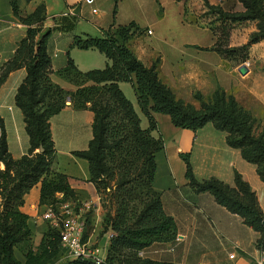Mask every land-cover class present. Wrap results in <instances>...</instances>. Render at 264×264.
Wrapping results in <instances>:
<instances>
[{
    "label": "trees",
    "instance_id": "16d2710c",
    "mask_svg": "<svg viewBox=\"0 0 264 264\" xmlns=\"http://www.w3.org/2000/svg\"><path fill=\"white\" fill-rule=\"evenodd\" d=\"M182 1V0H178ZM187 0L186 16L195 15L194 24L218 35L210 50L234 63L249 59L250 47L264 40V0H239L244 12H226L208 0ZM15 17L28 27L26 37L19 43L15 56L1 71L0 86L19 69L27 77L16 95V105L24 114L30 138L28 155L14 160L9 152L3 122L0 137V264H95L90 259H71L62 245L60 228L48 223L39 246L33 243L29 216L22 212L25 196L38 184L40 204L58 209L62 204L76 201L68 177L52 169L56 155L51 120L61 114L71 100L77 111L94 113L93 139L86 151L74 152L90 165L91 182L97 192L112 191L115 216L105 218L104 234L113 233L103 264H170L144 259L143 250L156 243H173L178 227L163 206L162 196L153 189L157 173L156 154L164 150L162 137L155 138L158 129L155 114L167 115L179 129L197 132L208 124L227 134V145L240 150L248 163L257 167L264 182V127L242 108L234 96L217 90L210 98L200 93L195 99L200 109L179 100L162 82L158 62L144 65L131 48L132 40L144 33L137 24L120 26L115 23L102 31V37L75 36L67 53V65L58 76L77 89L64 90L53 83L52 59L48 40L54 31L71 32L75 20L63 19L59 25L44 30L45 7L27 17L20 15L13 3ZM257 23L258 32L246 44L230 47L232 32ZM98 51L109 61L105 69L82 72L70 57V51ZM131 84L141 112L149 126L143 129L131 101L119 84ZM186 164V179L197 194H210L215 202L231 214L239 216L244 225L258 233L255 246L264 252V212L257 194L238 172L234 186L216 178L199 181L194 174L189 154H182ZM61 196V197H60ZM87 233L84 240L87 241ZM20 253L24 261L17 257Z\"/></svg>",
    "mask_w": 264,
    "mask_h": 264
},
{
    "label": "crops",
    "instance_id": "0c3cea01",
    "mask_svg": "<svg viewBox=\"0 0 264 264\" xmlns=\"http://www.w3.org/2000/svg\"><path fill=\"white\" fill-rule=\"evenodd\" d=\"M186 1L95 0L94 5L89 6L85 0H0V75L3 66L14 58L19 43L27 35L28 27L14 15V2L22 17L34 14L44 6V30L55 28L63 19L75 20L73 31H54L48 40L54 72L51 79L69 92L77 88L57 73L67 65V53L74 37L88 35L101 38L102 31L114 23L125 26L134 22L137 26L147 27H140L144 33L132 40V51L147 67L158 62L160 79L179 100L200 109V103L194 97L196 93L210 98L221 89L228 96H234L238 104L264 127V40L250 47L249 59L245 63L227 60L210 50L216 44L218 35L196 26L194 14L186 16ZM190 1L198 5L196 0ZM208 1L226 12H244L239 0ZM94 10L97 12L94 13ZM149 26H182V30L178 38H158L149 43L146 36H154ZM148 31L152 34L149 35ZM257 32V23L236 29L232 32L229 46L246 44ZM76 51L71 50L70 56L80 71L103 68L99 60L98 65H87L86 60L90 56ZM108 63L105 57L103 64L107 66ZM26 77L27 70L19 69L0 86V137L3 122L9 152L14 160L28 155L30 149L24 114L16 105L17 92ZM125 85L119 84L138 113L142 128L147 129L149 122L138 106L135 92L133 90L131 94ZM154 117L158 129L153 136L162 137L164 150L156 154L157 173L153 189L161 194L165 212L176 221L179 240L153 244L141 252L142 258L170 264H255L262 256L255 246L258 233L244 225L239 216L219 206L212 195H197L191 190L181 155H190L195 177L199 181L216 178L234 186L235 173L241 174L257 194L264 212V182L257 167L244 160L240 150L230 148L227 134L218 131L212 124L194 132L176 128L167 115L155 114ZM94 118L93 112L77 111L71 106L52 118L51 130L56 148L52 169L68 177L76 195L74 203L84 214L89 207L95 210L92 228H86L87 243L91 248L105 249L102 257L105 259L112 232L104 235L101 232L102 208L97 189L91 182L89 162L73 154L88 150L93 139ZM0 169H5L3 163ZM40 189L41 185L32 189L25 196L21 208L29 216L35 247L39 246L48 230V222L42 219L47 207L40 204ZM230 236L237 239L234 258H231L232 254L226 258V253L219 246L223 245L224 238ZM17 257L24 261L22 254L17 253Z\"/></svg>",
    "mask_w": 264,
    "mask_h": 264
},
{
    "label": "built area",
    "instance_id": "2783aa9c",
    "mask_svg": "<svg viewBox=\"0 0 264 264\" xmlns=\"http://www.w3.org/2000/svg\"><path fill=\"white\" fill-rule=\"evenodd\" d=\"M95 0H85V4L93 6ZM97 11L94 10V13ZM148 34H152L148 31ZM90 209V207H89ZM42 219L54 227L60 228L62 245L71 259H90L95 264H103L105 259L101 257L100 249H94L84 240L86 233V220L82 212H76L74 206L70 203L60 205L59 209L47 207L42 215ZM113 237V233L109 236ZM177 240H179L177 238ZM235 256L232 255L231 258ZM255 264H264V252Z\"/></svg>",
    "mask_w": 264,
    "mask_h": 264
},
{
    "label": "rangeland",
    "instance_id": "374dc122",
    "mask_svg": "<svg viewBox=\"0 0 264 264\" xmlns=\"http://www.w3.org/2000/svg\"><path fill=\"white\" fill-rule=\"evenodd\" d=\"M141 28H145L147 26H139ZM150 29L154 32V36H146V40L151 43L153 42L155 39H158V38H166V39H170V38H178L179 35H181V28L182 26H149ZM204 38V37H203ZM78 51V53L80 54H84L86 56H90L89 59L86 60V63L87 65H98V60L101 62V65L103 68H96V69H105V64H103L104 60H105V57L104 55L100 54L99 52L97 51H82V50H79V49H76ZM63 58H65V54L62 55ZM71 57V56H70ZM72 58V57H71ZM238 64V63H237ZM104 65V66H103ZM95 70V69H93ZM129 92H133V89H132V86L131 84H128L126 83V85ZM131 90V91H130ZM75 92V91H73ZM41 184H38L36 185L34 188H38V186H40ZM33 188V189H34ZM112 191L108 190L107 192H102L101 195L98 193L99 197H100V205H101V208H102V215L100 217V224H101V229H102V235H104L103 233V230H104V227H105V218L108 216V215H111V216H115V213H116V206H115V203L112 199ZM61 197V196H60ZM72 206H74L75 208V211L76 212H82L81 211V208L79 206H76V204L74 202H71L70 203ZM60 208V206L58 207V209ZM83 213V212H82ZM95 213V210H93V207H90L89 210H87V213L84 214V218L86 220V224L87 226H89V229H91V224H92V216L94 215ZM87 228V227H86ZM217 229V228H216ZM247 241H248V238H246ZM236 238L234 236H230L229 238H224V241H223V245L219 244L220 246V249L224 250V253H226V258H228L231 254L234 255L235 252H237L236 250ZM175 249V247H174ZM101 253V257L104 256V253H105V249H101L100 251Z\"/></svg>",
    "mask_w": 264,
    "mask_h": 264
},
{
    "label": "water",
    "instance_id": "95a60500",
    "mask_svg": "<svg viewBox=\"0 0 264 264\" xmlns=\"http://www.w3.org/2000/svg\"><path fill=\"white\" fill-rule=\"evenodd\" d=\"M71 100L69 99L68 101H67V106H71Z\"/></svg>",
    "mask_w": 264,
    "mask_h": 264
}]
</instances>
